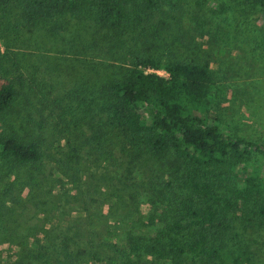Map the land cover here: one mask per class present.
I'll return each instance as SVG.
<instances>
[{
  "label": "rangeland",
  "instance_id": "obj_1",
  "mask_svg": "<svg viewBox=\"0 0 264 264\" xmlns=\"http://www.w3.org/2000/svg\"><path fill=\"white\" fill-rule=\"evenodd\" d=\"M168 2L171 6L161 10L132 12L128 8L131 24L107 36L86 18L67 17L55 33L21 20H2L8 32L1 33L0 50L6 46L17 63L5 65L16 95L10 115L0 122V132L33 139L41 152L40 161L33 166L0 162V198L6 206L0 207V223L6 220L1 214L10 211L20 237L40 238L42 231L50 237L76 233L79 246L103 263L167 264L147 249L154 229L170 222L172 210L161 198L163 190L148 184L149 169L145 172L143 167L156 172L157 184L167 180L165 170L161 173L160 166L140 160L132 169L126 156L116 150L111 156L86 158L83 148L78 158L71 160V149L77 148L88 132L86 125H71L70 116L60 114L62 108L74 105V97L68 99L70 93L81 90L83 84L96 87L120 79L134 55L160 62L206 63L220 95L210 108L220 127L233 137L264 145L261 15L250 6L236 8L238 22L231 23L233 27L220 23L225 30L221 31L198 5L206 2L213 6L211 0ZM238 24L243 32L234 36ZM0 79H4L1 72ZM60 162L75 170L67 171L68 177L61 175ZM244 190L246 196L252 194L248 187ZM8 197H18L19 203H7ZM238 207L226 242L230 249L245 246L250 264H264V226L249 222V205ZM130 236L140 239L132 241ZM16 251L15 239L0 236V264H13ZM183 263L201 264L190 258Z\"/></svg>",
  "mask_w": 264,
  "mask_h": 264
},
{
  "label": "trees",
  "instance_id": "obj_2",
  "mask_svg": "<svg viewBox=\"0 0 264 264\" xmlns=\"http://www.w3.org/2000/svg\"><path fill=\"white\" fill-rule=\"evenodd\" d=\"M211 1L210 7L206 2L198 5L221 31L225 30L220 23L230 27L238 22L236 8L250 6L264 20V0ZM169 6L168 0H0V41L3 43L1 33L8 32L2 20H21L55 33L67 17L86 18L107 36L131 24L128 8L143 12ZM238 27H234V36L243 32ZM16 63L6 46L0 50L4 77L0 79V122L10 115L16 95L5 65ZM80 89L69 94L74 105L60 112L61 117L70 116L69 124L86 125L88 132L77 148L71 149L75 155L71 160L83 148L86 158L111 156L116 150L126 156L132 169L140 160L145 165L152 162L160 166L161 173H167V180L157 184L156 172L143 167L145 172L149 169L148 184L163 190L161 198L172 210L170 222L154 229L147 252L166 259L167 264H184L185 258L201 264H250L248 249L242 244L230 249L226 236L236 220L238 205H249V222L264 226V145L233 137L220 127L210 109L220 95L208 65L176 59L160 62L134 55L120 79L96 87L83 84ZM40 158L33 139L0 132V162L24 167L35 165ZM73 169L64 162L58 166L66 177ZM245 187L252 190L251 195H245ZM1 201L4 209L5 202ZM8 202L19 203L18 197H8ZM4 216L0 236L15 239L18 245L13 264H138L133 260L103 263L92 251L79 246L76 233L50 237L42 231L40 238L30 236L28 241V236L24 239L18 235L19 226L10 211L2 213L1 219ZM130 238L135 241L136 237Z\"/></svg>",
  "mask_w": 264,
  "mask_h": 264
}]
</instances>
